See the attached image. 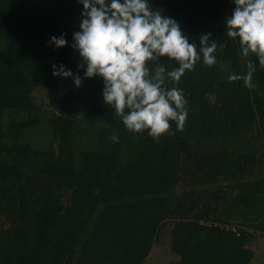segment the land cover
Listing matches in <instances>:
<instances>
[{"label":"trees","instance_id":"obj_1","mask_svg":"<svg viewBox=\"0 0 264 264\" xmlns=\"http://www.w3.org/2000/svg\"><path fill=\"white\" fill-rule=\"evenodd\" d=\"M148 2L200 47L212 1ZM224 6L211 33L224 45L216 63L201 56L178 84L166 80L167 89L183 90L188 118L183 131L170 121L175 134L157 143L149 130H128L104 103L100 77L84 78L71 47L84 10L78 0H0V121L7 110L33 109L43 88L60 148L55 155L18 144L15 160L0 165V220L9 222L0 225V264H144L168 225L179 257L170 264H253L258 237L206 225L264 233V65L227 36L234 0ZM62 34L68 44L57 49L49 42ZM249 60L254 89L243 79ZM161 63L166 72L178 67L167 57ZM53 64L79 74L82 86L53 76Z\"/></svg>","mask_w":264,"mask_h":264},{"label":"clouds","instance_id":"obj_2","mask_svg":"<svg viewBox=\"0 0 264 264\" xmlns=\"http://www.w3.org/2000/svg\"><path fill=\"white\" fill-rule=\"evenodd\" d=\"M83 5L80 30L73 33L71 47L79 53L84 78L103 80L104 103L122 118L126 128L134 133L148 131L157 143L165 134L174 135L170 121L184 130L188 111L183 90L167 89L166 80L176 84L186 70H194L203 58L207 66L216 63L218 49L224 47L211 39V33L199 37L200 47L191 43L174 19L154 10L148 0H78ZM235 8L225 20L227 36L239 38L242 54H255L264 65V0H234ZM50 44L57 49L68 44L65 35L53 36ZM178 62V67L166 72L161 58ZM155 65L150 72L148 62ZM53 76L71 77L77 88L82 78L64 65H52ZM245 86L254 89L255 66L247 61ZM230 80H239L233 75ZM127 110V111H126ZM116 140L117 137H112Z\"/></svg>","mask_w":264,"mask_h":264},{"label":"rangeland","instance_id":"obj_3","mask_svg":"<svg viewBox=\"0 0 264 264\" xmlns=\"http://www.w3.org/2000/svg\"><path fill=\"white\" fill-rule=\"evenodd\" d=\"M209 1L213 2L212 10H214L215 16L212 18L213 22L209 20L203 25L206 34L213 32L214 22L219 20L221 22L226 12L224 0ZM34 104L35 107L31 110L10 109L5 111L0 121V165L6 161L15 160L18 144H29L35 150L49 148L54 151L55 155H58L59 143L49 129L54 113L50 108L49 97L45 89L38 88L34 92ZM25 123L31 124L29 128H24L25 130L22 132L19 131V127L16 129V125ZM19 132L24 136L17 137ZM0 225L6 226L9 225V222L2 218ZM170 246L171 226L168 225L163 229L159 242L153 246L152 252L144 264H170L173 261H178L179 257L171 252ZM251 249L254 252L253 264H264V238H258Z\"/></svg>","mask_w":264,"mask_h":264},{"label":"built area","instance_id":"obj_4","mask_svg":"<svg viewBox=\"0 0 264 264\" xmlns=\"http://www.w3.org/2000/svg\"><path fill=\"white\" fill-rule=\"evenodd\" d=\"M206 225L208 226H219L221 228H224L228 231H232L234 232L237 236H243V235H252V236H256L258 238H264V233L260 232V231H255L254 229L251 228H247L241 225H235V224H221L218 222H207Z\"/></svg>","mask_w":264,"mask_h":264}]
</instances>
